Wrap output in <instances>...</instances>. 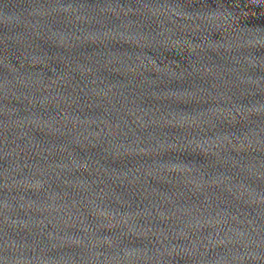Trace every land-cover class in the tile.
<instances>
[{"label": "water", "instance_id": "obj_1", "mask_svg": "<svg viewBox=\"0 0 264 264\" xmlns=\"http://www.w3.org/2000/svg\"><path fill=\"white\" fill-rule=\"evenodd\" d=\"M0 264H264V0H0Z\"/></svg>", "mask_w": 264, "mask_h": 264}]
</instances>
